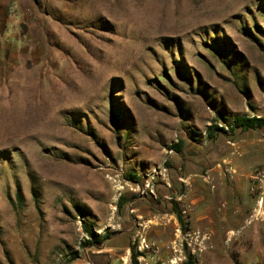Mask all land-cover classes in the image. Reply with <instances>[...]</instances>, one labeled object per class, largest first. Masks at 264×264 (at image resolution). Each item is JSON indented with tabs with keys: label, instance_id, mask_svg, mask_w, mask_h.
<instances>
[{
	"label": "rangeland",
	"instance_id": "1",
	"mask_svg": "<svg viewBox=\"0 0 264 264\" xmlns=\"http://www.w3.org/2000/svg\"><path fill=\"white\" fill-rule=\"evenodd\" d=\"M222 113L264 116V0H0V264H264V128Z\"/></svg>",
	"mask_w": 264,
	"mask_h": 264
},
{
	"label": "trees",
	"instance_id": "2",
	"mask_svg": "<svg viewBox=\"0 0 264 264\" xmlns=\"http://www.w3.org/2000/svg\"><path fill=\"white\" fill-rule=\"evenodd\" d=\"M215 44L220 46L222 49H228L230 46V42L229 40H225L223 41V43L221 44V41H215ZM187 76L189 75L188 71H183ZM122 113V110L120 109V107L117 105L115 106V114L116 116H120ZM221 118L222 120H224L228 126L232 129V131H236L239 128L241 129H258V128H264V116L262 115H242V114H238L235 116H230L227 115L225 113L221 114ZM221 128V127H218ZM222 130H225L226 128H221ZM210 135L211 136H215V131L211 130L210 131ZM181 146H182V142H180L179 144H175L173 145V148L176 149L177 151L181 150ZM131 177H136L137 175L134 173H130L129 174ZM177 216L179 218V220L181 221V223L183 224V217L182 214L180 212H177ZM83 228L85 230V232H87L92 239H90V241H88L90 244H93L94 242H102L103 239L106 237V235H104L103 237H98L97 232L94 231L93 226L88 223L87 221H83ZM132 262L133 264H140L139 260H138V253L136 252V250L134 248H132ZM182 264H198L197 259L194 255V253H192L191 251L188 252L186 259L182 262Z\"/></svg>",
	"mask_w": 264,
	"mask_h": 264
},
{
	"label": "crops",
	"instance_id": "3",
	"mask_svg": "<svg viewBox=\"0 0 264 264\" xmlns=\"http://www.w3.org/2000/svg\"><path fill=\"white\" fill-rule=\"evenodd\" d=\"M207 219V220H206ZM204 220V221H203ZM205 220L207 221V222H212L211 220H212V216L211 215H199L198 217H196V221H198V222H201V223H204L205 222ZM206 222V223H207Z\"/></svg>",
	"mask_w": 264,
	"mask_h": 264
},
{
	"label": "built area",
	"instance_id": "4",
	"mask_svg": "<svg viewBox=\"0 0 264 264\" xmlns=\"http://www.w3.org/2000/svg\"><path fill=\"white\" fill-rule=\"evenodd\" d=\"M141 247H142L143 249H148V248H150L151 246H150V244L147 243L146 241H143Z\"/></svg>",
	"mask_w": 264,
	"mask_h": 264
}]
</instances>
